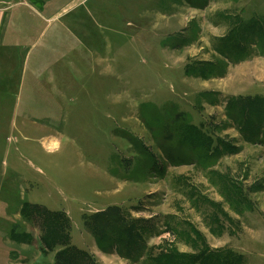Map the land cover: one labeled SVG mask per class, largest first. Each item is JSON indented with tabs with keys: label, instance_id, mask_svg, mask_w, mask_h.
Wrapping results in <instances>:
<instances>
[{
	"label": "rangeland",
	"instance_id": "rangeland-1",
	"mask_svg": "<svg viewBox=\"0 0 264 264\" xmlns=\"http://www.w3.org/2000/svg\"><path fill=\"white\" fill-rule=\"evenodd\" d=\"M71 263L264 264V0H0V264Z\"/></svg>",
	"mask_w": 264,
	"mask_h": 264
},
{
	"label": "trees",
	"instance_id": "trees-1",
	"mask_svg": "<svg viewBox=\"0 0 264 264\" xmlns=\"http://www.w3.org/2000/svg\"><path fill=\"white\" fill-rule=\"evenodd\" d=\"M98 244L100 245V248H101L103 251H105V252L117 251L119 254L121 253V252H120V249L117 248V247L112 248V249L110 250V249H108L107 247L101 245L100 243H98ZM133 251H136V250H133ZM125 257H128V258H129L130 256L128 255V256H125ZM71 264H72V263H71Z\"/></svg>",
	"mask_w": 264,
	"mask_h": 264
},
{
	"label": "bare ground",
	"instance_id": "bare-ground-1",
	"mask_svg": "<svg viewBox=\"0 0 264 264\" xmlns=\"http://www.w3.org/2000/svg\"><path fill=\"white\" fill-rule=\"evenodd\" d=\"M58 144H56L55 146H53V147H56Z\"/></svg>",
	"mask_w": 264,
	"mask_h": 264
}]
</instances>
